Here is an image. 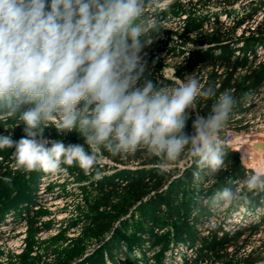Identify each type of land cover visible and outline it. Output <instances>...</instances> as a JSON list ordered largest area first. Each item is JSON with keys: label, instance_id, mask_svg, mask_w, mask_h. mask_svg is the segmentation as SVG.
Listing matches in <instances>:
<instances>
[{"label": "clouds", "instance_id": "9594fccd", "mask_svg": "<svg viewBox=\"0 0 264 264\" xmlns=\"http://www.w3.org/2000/svg\"><path fill=\"white\" fill-rule=\"evenodd\" d=\"M155 0H0V119L24 125L19 140L0 135V150L13 149L18 171L59 173L62 165L92 173L102 153L144 151L161 173L185 153L215 181L226 170L221 132L238 101L231 89L217 95L193 73L176 86L145 76L143 50L170 26L149 15ZM213 100L207 116L201 101ZM195 112V118L192 117ZM192 120V131H186ZM77 132L84 144L45 137ZM85 145L87 147H85ZM247 159L241 158L242 165ZM10 183V178H5ZM94 179H101L95 171ZM198 198L215 214L264 192V171Z\"/></svg>", "mask_w": 264, "mask_h": 264}, {"label": "rangeland", "instance_id": "374dc122", "mask_svg": "<svg viewBox=\"0 0 264 264\" xmlns=\"http://www.w3.org/2000/svg\"><path fill=\"white\" fill-rule=\"evenodd\" d=\"M169 1L155 0L152 7L147 9L149 15L165 21L170 29L155 36L153 43L144 52V59L147 61L146 69L153 68L155 71L150 58L162 57L164 65L161 73L169 79H175L173 71L177 61L186 56L188 50L194 46L181 47L176 35L168 33L180 30L185 17V14L178 16L171 10L165 12ZM218 1H207L196 13L206 15L209 20L218 14L229 25L240 17L243 6L249 0H238L231 6ZM262 18L264 9L261 7L254 19L259 21ZM253 24L254 22L251 25ZM241 29L236 32L239 33ZM258 54L264 55V49H260ZM174 81L178 85L181 80ZM250 103L252 107L244 120L233 126L226 125L221 132V138L228 150L238 154L240 162L246 154L247 159L243 165L247 169L264 171V150L253 143L256 138L264 140V87L250 96ZM18 123L13 119H0V135L10 134L14 140H19L24 133L18 128H23L24 125L16 126ZM52 132L45 130V137L67 142L63 140L62 134L54 132V136L50 134ZM228 133L232 135V139L227 141ZM74 139L70 143L84 144L79 135ZM7 151L8 161L0 158V264H191L189 259L194 256V248L183 245L182 236L175 229L178 219L175 217L164 222L165 210L170 203L155 211L147 209L146 218L133 205L126 214L117 219L107 218L99 223L96 221L95 212L89 205L91 197L95 195L92 191V184L96 181L95 171L100 172L101 178L112 176L114 180H120L115 175L117 170H133L137 167L136 162L114 163L102 155L95 170L92 173L84 171L83 175L75 172L76 166L68 165H62L59 173L23 172L16 168L12 157L14 148ZM189 168H194L195 171L190 178H185L184 172ZM197 171L195 163L185 153L170 165L167 171L169 176L162 189L171 188L176 192L175 197L189 200L191 210L180 220L187 216L188 224L193 223L196 231L206 234V221L212 213L206 208H199L197 211V201L206 191L214 192L218 189L215 185L220 186L223 182L219 174L215 181L208 180L203 172L196 177L194 173ZM52 176L54 180L50 181ZM5 178H10L11 182H6ZM48 178V181H44ZM237 182L234 180L231 185L234 188L241 187ZM41 189L47 190V193H41ZM257 193L259 192H254L253 195L258 196ZM262 211L264 205L246 210L242 203L216 213L213 223H221L226 230H231L237 226H246L250 222H259L258 230L249 237L244 252L253 248L264 255L261 247L264 240ZM194 213L200 215L198 221L192 220ZM59 216L64 217L58 219ZM257 264H264V259Z\"/></svg>", "mask_w": 264, "mask_h": 264}, {"label": "trees", "instance_id": "16d2710c", "mask_svg": "<svg viewBox=\"0 0 264 264\" xmlns=\"http://www.w3.org/2000/svg\"><path fill=\"white\" fill-rule=\"evenodd\" d=\"M207 1L209 0H170L164 10L165 12L171 10L178 16L185 14L180 30L168 33L176 35L179 46H194L188 50L186 56H182L177 61L173 77L183 80L187 75L194 73L202 84H213L217 89V95L225 89H231L238 101L227 123V125L233 126L243 121L244 116L252 107L250 102L249 105H246L250 96L264 87V55L258 54L260 49H264V18L259 21L254 19L260 8L264 9V0H249L243 6V13L240 17L229 25L221 20L218 14L209 20L206 15L196 13L197 9L206 5ZM236 1L238 0H220L218 2L231 6ZM252 22H254L253 25H251ZM239 29L241 30L237 33L236 31ZM147 48L148 46L143 50V53ZM177 54L179 55V53ZM150 59L153 61L155 71L152 70L153 68L146 69L145 76L156 83L176 86L175 79H169L161 73L164 59L162 57L155 59L151 57ZM149 72L150 74L147 75ZM212 103L213 100L201 101L197 109L200 115L207 116ZM194 114L196 113L193 112V118H195ZM191 124L192 120L190 119L186 127V131L189 133L192 131ZM18 129L24 133L21 126ZM47 129L53 131L50 134H54V136L56 135L54 132H58L55 127H48L45 130ZM75 133L73 131L62 134L63 140L67 141L65 144L75 141L74 138L79 135ZM226 152V170L218 174L223 182L222 185L233 187L232 181H242L252 170L242 165L236 152L227 148ZM7 154V149L0 151L1 160L7 162ZM102 155L114 163L134 161L137 167L133 170L126 168L117 170L115 175L121 181L108 176L102 177L92 184V191L95 195L91 197L89 205L94 210L98 223L107 218L121 217L133 205H136L142 217L146 218L147 209L155 211L170 203L165 210L164 222L175 217L178 219L175 229L178 235L182 236L183 245L186 248H194V256L189 259L191 264H257L259 260L264 259V255H261L257 249L252 248L250 251L244 252L249 237L258 230L259 222H250L246 226H237L231 230H226L220 223L216 224L214 229L207 227V233L201 234L196 231L193 223L192 225L187 223V216L180 220L185 213L188 214L191 210L189 200L187 198L178 199L175 197L176 192L171 188L162 189L169 175L167 172L159 171L156 158L149 157L144 151L116 157L107 152ZM76 171L78 175L84 173V170L78 166H76ZM194 171V168L186 169L185 178H190ZM222 185L215 186L221 188ZM211 192L210 190L205 193L211 194ZM257 195L248 193V200L244 203L246 210H253L257 205H264V192H259ZM199 218L200 215L194 213L192 220L198 221ZM261 219L264 220V211H262ZM261 247L262 253H264V240H262Z\"/></svg>", "mask_w": 264, "mask_h": 264}, {"label": "bare ground", "instance_id": "6f19581e", "mask_svg": "<svg viewBox=\"0 0 264 264\" xmlns=\"http://www.w3.org/2000/svg\"><path fill=\"white\" fill-rule=\"evenodd\" d=\"M256 142H264V140H262V139H257V138H256V140H254L253 143H256ZM250 144H251V143H250ZM250 146H251V145H250ZM49 179H50V178H48V179H44V181H48ZM42 180H43V179H42ZM52 180H54V176L51 177V180H50V181H52ZM40 192H41V193H47V190L41 189ZM62 217H64V216H59L58 219H60V218H62Z\"/></svg>", "mask_w": 264, "mask_h": 264}, {"label": "water", "instance_id": "95a60500", "mask_svg": "<svg viewBox=\"0 0 264 264\" xmlns=\"http://www.w3.org/2000/svg\"><path fill=\"white\" fill-rule=\"evenodd\" d=\"M255 146H257L261 150H264V142H256Z\"/></svg>", "mask_w": 264, "mask_h": 264}, {"label": "built area", "instance_id": "2783aa9c", "mask_svg": "<svg viewBox=\"0 0 264 264\" xmlns=\"http://www.w3.org/2000/svg\"><path fill=\"white\" fill-rule=\"evenodd\" d=\"M250 100L246 103V105H249ZM195 116V114H194ZM227 141L232 139V135L230 133L227 134Z\"/></svg>", "mask_w": 264, "mask_h": 264}]
</instances>
